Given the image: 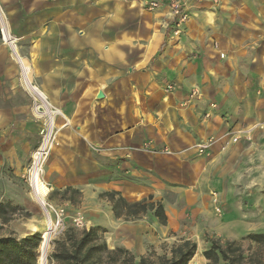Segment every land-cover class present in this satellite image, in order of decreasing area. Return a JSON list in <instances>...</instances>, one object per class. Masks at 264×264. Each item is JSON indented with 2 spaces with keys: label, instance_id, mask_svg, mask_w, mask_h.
Listing matches in <instances>:
<instances>
[{
  "label": "crops",
  "instance_id": "0c3cea01",
  "mask_svg": "<svg viewBox=\"0 0 264 264\" xmlns=\"http://www.w3.org/2000/svg\"><path fill=\"white\" fill-rule=\"evenodd\" d=\"M156 1L151 11L146 0H0L33 83L58 111L46 166L54 189L77 190L74 209L87 223L104 229L111 247L141 255L168 241L188 207H206L213 190L232 218L240 186L251 194L253 174L264 175L259 131L224 149L207 140L264 122V0ZM169 2L186 14L177 37L168 35L177 18ZM4 61L0 152L16 167L19 150L30 157L42 120ZM110 192L127 202L169 194L185 207L167 205L165 226L155 217L126 220L113 214Z\"/></svg>",
  "mask_w": 264,
  "mask_h": 264
},
{
  "label": "rangeland",
  "instance_id": "374dc122",
  "mask_svg": "<svg viewBox=\"0 0 264 264\" xmlns=\"http://www.w3.org/2000/svg\"><path fill=\"white\" fill-rule=\"evenodd\" d=\"M212 1L216 4H218L219 2V0ZM156 2L158 3V6L155 8H151L149 6V0H146L147 9L152 11L161 7V2ZM169 5L172 8V12L173 6H178V8H180V6L178 4H175L174 2H169ZM180 12H183V16L176 15L177 18L175 20V23L171 25V28L170 25H168V35L177 37L182 31L183 24L185 23L186 19V14L184 11L180 10ZM181 16L182 19L180 18ZM4 17L6 20V28L9 30L12 36H15L8 27L9 21L6 17L5 12ZM4 59L7 62H11L15 66V69L17 71L16 78L20 84V87L27 93L30 98L29 107L31 115L35 119L42 120V123L37 136L34 135L35 133L31 132V136L33 135V140L31 141L33 150L31 151L30 157H28L27 155H21V150L18 151V159L22 158V161L18 163V166H13V164L15 163L11 164V160L8 156L9 154L7 153V151L3 150V152H0V203L6 204L9 207L8 220H0V236L11 235L17 238H21L32 233H37L41 237V231L44 229L43 221H45L46 213L49 212L53 220L58 224V227L56 233L53 235L50 241L47 264L57 263V259L55 258V254L59 249L57 244L62 242L67 233L74 232L76 235H79L82 230L89 229L90 227L94 228L97 231L99 241H104L108 250L117 248H121L123 250V253L119 255L118 260L113 264H119L120 260H122V258L126 257L127 255L133 256V264H139V259L141 256L146 257L149 261L153 262L159 256H165L169 258L171 256V249L184 240H191L196 243V251L192 259L196 256L198 259V264H207V260L203 257L202 252L210 246L211 240H217L221 244L235 241L239 244L243 252L244 262H246L247 264H264V243L257 244L247 238L249 234H264V175L260 171L255 172L257 174H253V182L258 181V183H253V191L251 192V194L247 192L246 188H244V184L240 186L242 189L241 194L238 195V199L233 202L234 204L239 205L237 214L228 220L224 216V208L226 203L219 200L217 192H215L214 190L209 193V200L208 203H206V207L203 208L195 206L193 210L191 207H188L187 212L183 210V208L185 207L184 201L180 199L178 200L177 197H174L173 195H163V199H161L162 201H158L157 199H149V197L144 198V200L148 203L161 202L164 213L165 207L170 204L173 210H177V212L180 211V213H182L181 211H184L186 217L182 220L179 228L168 233V241L167 239L160 240V242L157 243V248L151 246L145 253L141 255L136 251L125 248L123 246L111 247L110 244H108L106 241L107 234L105 230L96 226L89 225V223H87V218L83 216L81 212L74 209L76 205L75 201L77 200L78 195L72 194L70 191L65 189L61 191L54 189L51 181L52 177L49 176L46 170L47 160L50 156L51 150H53L55 145L53 140L52 147L50 148L48 156L43 165V179L51 188L46 197L47 211L43 209V207H41L36 202L27 185L26 172L31 162L32 155L41 144L42 138L48 127V116L46 114L34 111V105H40V101L24 86L21 78L20 65H18V62L16 61L10 47L2 41L0 34V60L2 61L0 62V79L3 75V64H6ZM39 110L43 111L42 108H40ZM205 115L204 117H206ZM253 127L254 126L250 127L251 129L245 128L241 130V133H244V130L250 129L251 135L252 131L254 132L255 130H257L255 128L252 129ZM259 136L260 138H262L260 131ZM233 137H237L236 142H238L239 140H243L245 142H250L253 140L252 136H238V134L232 132L231 130H227L219 137L211 136L207 140L208 142H210L211 146L219 140L222 141V149H224L229 143V140L230 143H236L232 141ZM26 141H30V136L27 137ZM197 149L198 146L197 148L195 147V150L199 155L205 152V148L200 152L199 150L197 151ZM162 153L167 155L172 154L170 150L165 149L162 151ZM184 171V169H178L177 173L179 175H182ZM70 197H73L72 201L70 200ZM252 198L253 206L250 200ZM196 213H198L199 215L208 214L209 217L208 219L200 222V219L197 218V216L194 217ZM78 215H80L83 219L82 227L76 226L74 224L73 219ZM142 217H154L153 210H147L144 214L140 215L137 218ZM120 218L128 220L135 219L136 217L128 216L125 218L124 216H121ZM166 223L167 221H165L164 224H160L162 226H165ZM104 256L105 255H103V257ZM102 260L103 261L101 262V264H110L107 261H104V258Z\"/></svg>",
  "mask_w": 264,
  "mask_h": 264
},
{
  "label": "trees",
  "instance_id": "16d2710c",
  "mask_svg": "<svg viewBox=\"0 0 264 264\" xmlns=\"http://www.w3.org/2000/svg\"><path fill=\"white\" fill-rule=\"evenodd\" d=\"M72 194L78 191L67 188ZM112 203V211L115 217L128 216L139 217L147 210H153V216L161 224L166 221L161 202H146L144 199L137 202H127L117 192L104 194ZM73 197H70L72 201ZM149 199H151L149 197ZM9 207L0 203V220H8ZM251 241L264 243V234H249ZM41 237L37 233H32L21 238L15 236H0V264H36L37 249ZM58 251L55 254L56 264H101L107 261L115 263L119 255L123 253L121 248L108 250L104 241H99L97 231L90 227L84 229L79 235L69 232L58 243ZM196 251V243L191 240H184L171 249V256H159L154 262L146 257H140L139 264H188ZM103 255H105L103 257ZM207 264H247L244 262L243 252L239 244L235 241L219 243L211 240L210 246L202 252ZM119 264H133V256L127 255L120 260Z\"/></svg>",
  "mask_w": 264,
  "mask_h": 264
},
{
  "label": "bare ground",
  "instance_id": "6f19581e",
  "mask_svg": "<svg viewBox=\"0 0 264 264\" xmlns=\"http://www.w3.org/2000/svg\"><path fill=\"white\" fill-rule=\"evenodd\" d=\"M0 23L1 25H6V20L4 17V12L2 8L0 7ZM7 33H4V37L2 38V41L10 47L12 50L14 57L16 61L18 62V65H20L21 68V78L22 82L25 85V87L39 99V104L34 105V111L40 113L39 109L42 108L44 114L48 116V131L47 135L45 136V143L44 146H46L45 150V155H48L49 149L52 147V143L50 140V135L49 133L53 130L52 128L54 127L53 125V118L54 115L58 113L57 110L52 109L46 102L45 96L43 93L37 88V86L33 83L32 75H31V70L30 66L27 62V60L23 57L20 56L18 49H17V40L14 36L11 35L9 30L7 29ZM35 100V99H34ZM54 134V133H53ZM53 137V135H52ZM48 147V149H47ZM45 158V157H44ZM37 184H38V194L33 196L36 202L42 206L43 202H46L45 195L49 190V186H46L45 180L43 179V173L39 179H37ZM32 198V197H31ZM45 213V212H44ZM44 222V229L41 231V240L39 243L38 247V256L36 259V264H47L48 263V253H49V248H50V241L53 237V235L57 231L58 224L53 220L51 215L46 213V218ZM29 227V226H28ZM189 264H198V259L195 256L193 259L189 261Z\"/></svg>",
  "mask_w": 264,
  "mask_h": 264
},
{
  "label": "built area",
  "instance_id": "2783aa9c",
  "mask_svg": "<svg viewBox=\"0 0 264 264\" xmlns=\"http://www.w3.org/2000/svg\"><path fill=\"white\" fill-rule=\"evenodd\" d=\"M149 6L151 8H155V7L158 6V3L155 0H149ZM173 13L175 15H178V16L182 15V13L180 12V8H178V6H173ZM182 16L180 17L181 19H182ZM4 33H7V35L9 36L6 26L1 25V23H0L1 38L4 37ZM220 56L223 57V54H220ZM211 105H212V107L214 106L213 104H211ZM205 116L209 117L207 114ZM254 128L261 132V137L264 139V122H260V123H258L256 125H254V127L252 129H254ZM250 129L243 131L244 134H245V137H251ZM47 131H48V127L46 129V132H45L43 138H42L41 144L38 146V148L34 151V153L32 155L31 162H30L29 167H28L27 172H26L27 185H28V187H29V189H30V191H31L33 196L38 194V184H37L38 182H37V179H39L41 177L42 173H43V165H44L45 160H46V158L48 156V155H45L46 146H44L45 136L47 135ZM49 135H50V140H51V143H52L53 140H54V134H53V137H52V131H51L49 133ZM232 141L236 142L237 141V137H233ZM206 146H207L206 143H201L198 146V150L202 151ZM47 149H48V147H47ZM48 153H49V151H48ZM45 184H46V186H49L46 182H45ZM50 189L51 188L49 186V190L46 193L45 198L47 197V194L49 193ZM41 207H43V209H45L47 211V202H43ZM73 221H74V224L76 226H79V227L83 226V219H82V217L80 215L74 217Z\"/></svg>",
  "mask_w": 264,
  "mask_h": 264
},
{
  "label": "water",
  "instance_id": "95a60500",
  "mask_svg": "<svg viewBox=\"0 0 264 264\" xmlns=\"http://www.w3.org/2000/svg\"><path fill=\"white\" fill-rule=\"evenodd\" d=\"M102 97H103V93H102L101 91H99V92L97 93V99L102 98Z\"/></svg>",
  "mask_w": 264,
  "mask_h": 264
}]
</instances>
